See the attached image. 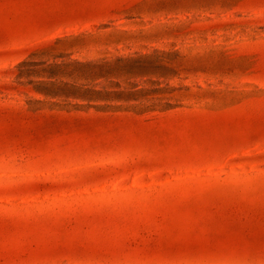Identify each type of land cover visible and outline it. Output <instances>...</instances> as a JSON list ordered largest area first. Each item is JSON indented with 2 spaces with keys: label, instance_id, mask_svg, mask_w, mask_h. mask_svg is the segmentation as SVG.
<instances>
[{
  "label": "rangeland",
  "instance_id": "374dc122",
  "mask_svg": "<svg viewBox=\"0 0 264 264\" xmlns=\"http://www.w3.org/2000/svg\"><path fill=\"white\" fill-rule=\"evenodd\" d=\"M0 264H264V0H0Z\"/></svg>",
  "mask_w": 264,
  "mask_h": 264
}]
</instances>
